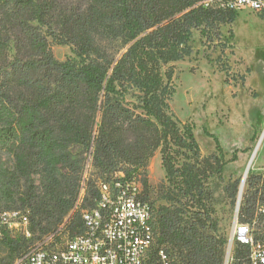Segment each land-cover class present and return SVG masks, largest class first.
<instances>
[{"label":"trees","instance_id":"16d2710c","mask_svg":"<svg viewBox=\"0 0 264 264\" xmlns=\"http://www.w3.org/2000/svg\"><path fill=\"white\" fill-rule=\"evenodd\" d=\"M229 1L0 0V151L9 161L0 167V215L21 213L30 233L0 228L1 264L46 238L58 242L61 228L70 238L82 233L81 211L95 206L98 184L117 175L139 184L152 209L146 264H160L159 252L169 264H223L227 237L208 188L223 163L199 158L192 129L178 125L168 101L169 65L193 54V32L208 47L221 40L220 28L237 17ZM49 37L73 58L57 61ZM101 40L119 41L123 53L112 56ZM158 150L166 180L154 189L147 167ZM88 164L94 174L85 178ZM248 175L243 223L252 222L258 199L259 177ZM239 185L223 189L232 203ZM246 252L236 248V264Z\"/></svg>","mask_w":264,"mask_h":264},{"label":"rangeland","instance_id":"374dc122","mask_svg":"<svg viewBox=\"0 0 264 264\" xmlns=\"http://www.w3.org/2000/svg\"><path fill=\"white\" fill-rule=\"evenodd\" d=\"M220 32L221 40L212 47L204 44L198 32H193V54L169 65L173 76L168 108L180 127L192 129L199 158L215 155L223 163L221 177L210 178L208 188L213 192V218L218 232L228 238L236 203L223 189L242 181L259 140L248 174L256 176L264 168V17L248 10L239 11L234 22L221 27ZM47 40L57 61L73 58L71 47L59 45L50 37ZM98 45L115 57L124 51L119 41L101 40ZM5 163H9L8 158L0 151V167H5ZM93 174V169L86 165L84 177ZM147 179L154 189L166 180L159 150L148 164ZM245 190L246 186L242 196ZM253 192L251 189L250 194ZM81 204L79 201L78 208ZM256 232L261 234V230ZM69 238L61 228L58 242ZM0 258H4L2 251Z\"/></svg>","mask_w":264,"mask_h":264},{"label":"built area","instance_id":"2783aa9c","mask_svg":"<svg viewBox=\"0 0 264 264\" xmlns=\"http://www.w3.org/2000/svg\"><path fill=\"white\" fill-rule=\"evenodd\" d=\"M228 7L264 17V0H230ZM256 176L259 184L255 217L251 223L240 222L239 210L233 217L223 264L237 263L238 246L247 250L242 264H264V168ZM115 178L99 183L95 206L81 211L82 233L65 242L46 238L12 264H146L152 246V209L141 199L139 184L119 181L122 175ZM258 215L263 217L257 219ZM0 228L30 237L28 220L19 212L1 214ZM256 230H261V234ZM158 256L160 264H169L163 252Z\"/></svg>","mask_w":264,"mask_h":264},{"label":"water","instance_id":"95a60500","mask_svg":"<svg viewBox=\"0 0 264 264\" xmlns=\"http://www.w3.org/2000/svg\"><path fill=\"white\" fill-rule=\"evenodd\" d=\"M263 133H264V131H263ZM262 135H263V134H262ZM259 141H260V140H259ZM259 141H258L257 145L259 144ZM257 145H256V147H255V149H254V151H253L252 156H253L254 153H255V150H256V148H257ZM252 156H251V158H252ZM240 183H241V182H240ZM240 187H241V184L239 185L238 195H237V198H236V205H235L234 218L237 216V213H238V210H239V205H240L241 198H242V195H241V193H240Z\"/></svg>","mask_w":264,"mask_h":264},{"label":"bare ground","instance_id":"6f19581e","mask_svg":"<svg viewBox=\"0 0 264 264\" xmlns=\"http://www.w3.org/2000/svg\"><path fill=\"white\" fill-rule=\"evenodd\" d=\"M254 155H253V157H252V159H251V161H250V163H249V165H248V167H247V170H245V175H244V177H243V179H242V181H241V187H240V193H241V195H242V192H243V188H244V186H245V181H246V177H247V175H248V173H249V171H250V168H251V166H252V163H253V161H254ZM10 232H12L13 233V231H10Z\"/></svg>","mask_w":264,"mask_h":264}]
</instances>
